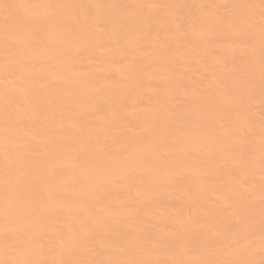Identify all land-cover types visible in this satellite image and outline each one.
I'll list each match as a JSON object with an SVG mask.
<instances>
[{
    "label": "bare ground",
    "instance_id": "6f19581e",
    "mask_svg": "<svg viewBox=\"0 0 264 264\" xmlns=\"http://www.w3.org/2000/svg\"><path fill=\"white\" fill-rule=\"evenodd\" d=\"M0 264H264V0H0Z\"/></svg>",
    "mask_w": 264,
    "mask_h": 264
}]
</instances>
